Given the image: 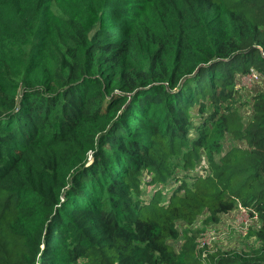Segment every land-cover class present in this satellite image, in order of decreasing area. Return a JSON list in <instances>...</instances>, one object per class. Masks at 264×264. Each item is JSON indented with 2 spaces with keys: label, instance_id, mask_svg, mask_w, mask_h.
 Instances as JSON below:
<instances>
[{
  "label": "trees",
  "instance_id": "16d2710c",
  "mask_svg": "<svg viewBox=\"0 0 264 264\" xmlns=\"http://www.w3.org/2000/svg\"><path fill=\"white\" fill-rule=\"evenodd\" d=\"M250 70L264 0H0V264H264ZM238 205L253 245L204 258Z\"/></svg>",
  "mask_w": 264,
  "mask_h": 264
},
{
  "label": "rangeland",
  "instance_id": "374dc122",
  "mask_svg": "<svg viewBox=\"0 0 264 264\" xmlns=\"http://www.w3.org/2000/svg\"><path fill=\"white\" fill-rule=\"evenodd\" d=\"M247 74H249V72L242 75L241 77L245 76L243 78L245 79ZM262 81L264 80L259 79L256 82H249L246 78L244 81L246 84H242L240 82L238 87H242L243 91L247 93L244 95V99H249L252 94H254L257 90H260L254 89V85H257ZM248 105L250 104H246L244 107H242V109H245L244 115H249V108L246 109ZM149 191L150 190L148 188L147 192ZM202 217L203 216L198 217L192 225L185 227V229H187L188 232H192L194 229L202 228V230L195 234V241L197 247L204 251V258L209 260L210 258L208 254H222L225 252L226 255L233 251H242L244 248L246 249L247 246L253 245L254 240L248 236L247 232L249 227L254 225L255 221L254 217H251L246 210L243 211L237 207L228 213L222 214L217 223L205 226L201 223ZM246 226L247 230L245 231ZM180 227L183 226L180 224ZM179 242H181V239L175 243ZM207 251H209V253Z\"/></svg>",
  "mask_w": 264,
  "mask_h": 264
},
{
  "label": "built area",
  "instance_id": "2783aa9c",
  "mask_svg": "<svg viewBox=\"0 0 264 264\" xmlns=\"http://www.w3.org/2000/svg\"><path fill=\"white\" fill-rule=\"evenodd\" d=\"M247 77V81H249V82H252V81H254V82H256V81H258L259 79H263L264 80V76H260L256 71H254V70H250L249 71V74H247L246 75ZM245 76H243V77H241V83L242 84H246L244 81H245V79H243ZM198 172L200 173V174H202L203 173V171L201 170V169H198ZM238 207L240 208V209H242L243 211H244V209L243 208H241V206L240 205H238ZM247 230V226H246V229H245V231ZM198 248V247H197Z\"/></svg>",
  "mask_w": 264,
  "mask_h": 264
}]
</instances>
